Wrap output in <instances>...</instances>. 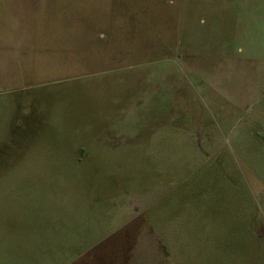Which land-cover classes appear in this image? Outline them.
<instances>
[{
    "label": "rangeland",
    "instance_id": "374dc122",
    "mask_svg": "<svg viewBox=\"0 0 264 264\" xmlns=\"http://www.w3.org/2000/svg\"><path fill=\"white\" fill-rule=\"evenodd\" d=\"M264 264V0H0V264Z\"/></svg>",
    "mask_w": 264,
    "mask_h": 264
},
{
    "label": "crops",
    "instance_id": "0c3cea01",
    "mask_svg": "<svg viewBox=\"0 0 264 264\" xmlns=\"http://www.w3.org/2000/svg\"><path fill=\"white\" fill-rule=\"evenodd\" d=\"M46 260L41 261L40 259H35V260H23V261H18L13 264H67L65 261L61 260L58 257H53L50 259L45 258Z\"/></svg>",
    "mask_w": 264,
    "mask_h": 264
}]
</instances>
